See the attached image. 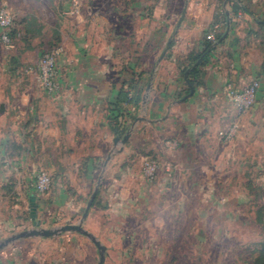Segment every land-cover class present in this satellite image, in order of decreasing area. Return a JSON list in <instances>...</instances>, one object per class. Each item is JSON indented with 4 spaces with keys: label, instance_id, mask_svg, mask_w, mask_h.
Here are the masks:
<instances>
[{
    "label": "rangeland",
    "instance_id": "1",
    "mask_svg": "<svg viewBox=\"0 0 264 264\" xmlns=\"http://www.w3.org/2000/svg\"><path fill=\"white\" fill-rule=\"evenodd\" d=\"M6 2L2 5L11 4L9 7L18 13L13 45L6 46L0 38V108L6 105L10 116L14 114V105L25 112L32 103L46 102L38 75L44 53L59 50L61 73L63 62L80 52V46L85 45L83 41H91L93 51H98L112 35L117 39L122 36L119 31L113 30L111 34L93 26L92 16H80V0ZM107 2L96 1L99 6ZM159 2L162 8L151 18L159 21V25L161 21L170 25L178 21L187 0ZM109 18L122 30L126 27L133 30L136 23H145L143 17H137L136 21L129 15L97 17L106 25ZM23 23L21 30L19 25ZM150 24L151 29L155 22ZM257 81L260 88L253 105L239 111L231 104V115L223 116L216 111L202 118L199 121L202 126L185 139L183 151L175 158L159 149L147 154L132 149L127 158H119L117 161L128 170L125 178L128 184L123 191L120 187L106 191L101 184L104 176L99 173L85 195H80V175L73 176L72 160H65L68 174L60 178L59 191L53 190L55 176L46 167L39 169L33 179L41 170L50 174V189L42 195L33 188L23 193V201L17 202L16 192L6 185V204L15 206L6 209V222L25 217L29 223L25 229L0 227V243L35 228L30 223L34 214L41 221L45 219L42 227L48 229L80 222L97 189L98 202L88 215L86 227L107 247L104 264H264V79ZM25 90H30L31 97L28 92L24 94ZM13 130L7 129L6 135L12 136ZM27 147L26 142L5 145L8 155L20 154ZM173 147L175 150L179 144ZM150 162L158 164L153 181L144 172ZM51 192L55 200L61 197L67 204L60 207L63 201L58 199V206H50L45 215V211L37 209L36 198L48 200ZM32 195H36V202L31 208ZM59 235L49 240L38 237L15 240L0 251V264H48L59 257L62 235L70 240L73 237L72 232ZM17 241H21L20 253L15 259L11 252ZM90 247L85 251L77 241L72 252L74 261L69 264H98L100 251L95 245ZM30 249L39 253L41 259H29Z\"/></svg>",
    "mask_w": 264,
    "mask_h": 264
},
{
    "label": "crops",
    "instance_id": "2",
    "mask_svg": "<svg viewBox=\"0 0 264 264\" xmlns=\"http://www.w3.org/2000/svg\"><path fill=\"white\" fill-rule=\"evenodd\" d=\"M96 1L80 0V16H92L93 26L110 33L119 31L121 38L112 35L107 45L98 51H93L91 41H83L85 45L80 46V52L63 62L65 66L61 65L60 90L55 95L44 92L45 103H32L25 112L14 105L11 116L6 105L0 108V227L25 229L29 223L25 217L6 222V209L15 207L6 204V185L16 192L17 202L23 201V193L33 191L34 175L46 167L55 176L53 190L59 191L62 188L60 178L68 174L65 160H72L73 176L80 175V195H85L99 173L104 176L100 183L106 191H116L114 188L118 187L123 191L128 184L125 180L128 170L117 161L119 158H127L132 149L139 154L152 153V150L157 153L159 149L175 158L183 151L185 139L196 134L202 126L199 124L202 118L216 111L223 116L231 115L227 86L239 90L253 80L264 79L261 74L264 70V0H187L184 19L180 22L179 15L175 24L168 22L170 25L162 21L159 25V21L151 18L162 8L161 0H151V3L149 0H107L101 6ZM4 3L8 2L0 0V8L6 6L13 11L11 4L2 5ZM22 14L33 15L30 12ZM123 15L133 16L136 21L137 17H143L145 23L133 24V30L127 27L122 30L111 18L107 25L97 19ZM151 21L155 25L150 29ZM24 25L19 28L24 30ZM215 25H219L218 33L224 34V40L199 65L197 75L189 78L195 92L182 101L188 94L185 93L188 84L183 70L190 63L191 53L202 50L206 33ZM13 43L12 39L11 45ZM27 92L31 97L30 90H25L24 94ZM123 96L125 100L121 99ZM141 115L145 119L135 126L128 142L116 144L114 139H123L128 131L122 135L116 129L123 126L129 129ZM10 127L14 128L12 136L6 135ZM8 142H26L27 151L8 155L5 149ZM173 143L179 144L175 150ZM53 193L48 200L32 195L29 198L31 208L35 198L37 209L45 211V215L50 206H58V199H61L58 202L63 201L60 207L67 204L61 197L55 200ZM97 202L94 201L90 212ZM36 215L31 216L30 223L33 227L36 224L44 226L45 219L41 221ZM87 219L82 217L75 224L83 223V227L98 239L86 227ZM71 232V240L62 235L59 257L52 258L48 264L73 262L72 252L77 241L85 251L86 247L90 250V246L95 245L85 234ZM52 237L38 238L49 240ZM17 242L10 251L15 259L20 253L21 241ZM34 253L30 249L28 258L41 259L39 253Z\"/></svg>",
    "mask_w": 264,
    "mask_h": 264
},
{
    "label": "built area",
    "instance_id": "3",
    "mask_svg": "<svg viewBox=\"0 0 264 264\" xmlns=\"http://www.w3.org/2000/svg\"><path fill=\"white\" fill-rule=\"evenodd\" d=\"M16 21V14L8 7L2 6L0 8V37L6 46L11 45L12 37L10 35L11 29ZM219 25H215L206 33V38L212 41L216 40ZM59 50L47 51L41 57L38 75L40 84L44 92L48 95H55L61 88L60 70L58 64ZM260 83L257 80L252 81L247 87L243 89H234L231 86L226 87V94L231 103L239 110L243 111L247 107L253 105L256 101ZM158 164L156 162L147 163L144 168L145 175L154 180L158 173ZM51 186V176L47 171L41 170L33 183L36 193L42 195L46 193Z\"/></svg>",
    "mask_w": 264,
    "mask_h": 264
},
{
    "label": "water",
    "instance_id": "4",
    "mask_svg": "<svg viewBox=\"0 0 264 264\" xmlns=\"http://www.w3.org/2000/svg\"><path fill=\"white\" fill-rule=\"evenodd\" d=\"M187 10H188V4L185 6V8L182 11V14H181V17H180V22L186 16ZM199 63H200V61H197L193 65V67L187 69V71L185 72V81L187 82L190 91L182 99V101H184V100L188 99L189 97H191L194 94V92H195V88H194L193 84L190 82V80L188 78V75H189L191 69L194 68V67H197L199 65ZM144 119H145L144 116H142V115L141 116H138L135 119L134 123L131 125V127L128 129L125 137L123 139H120L119 137H116L114 139V142L116 144H118L119 142H121L123 144H126L128 142V140L130 139V137H131V135H132V133L134 131L135 126L139 122L143 121ZM100 182L101 181H99V184H100ZM96 194H97V189H95V191L93 192L90 200L87 203V206H86V209H85V212H84V215H83V220L88 217L89 212H90V209L93 206V203L95 201ZM71 231H73V232H81V233L85 234L86 236H88L94 242V244L97 246V248L100 251V253H99L100 254V259H99V263L98 264H104V262L106 260V250H107V247L104 244H102L100 242V240L97 239L92 233L88 232L83 227V223H79V224H65V225H63L61 227L53 228V229H48V228L40 227L38 224H36V227L35 228L30 229V230H24L21 233L16 234V235H13V236L7 238L6 240H4L3 242H1L0 243V251L5 246H7L9 243H11V242H13L15 240H18L20 238H28V237H52V236L59 235V234H61L63 232H71Z\"/></svg>",
    "mask_w": 264,
    "mask_h": 264
},
{
    "label": "trees",
    "instance_id": "5",
    "mask_svg": "<svg viewBox=\"0 0 264 264\" xmlns=\"http://www.w3.org/2000/svg\"><path fill=\"white\" fill-rule=\"evenodd\" d=\"M16 23H17V20L15 21V23H14L12 29H11V32H10V35H11L12 39L14 38V35H15V25H16ZM223 40H224V34L223 33H218L217 36H216V40L215 41H212V40L207 39L206 38V35H205L204 41H203V48H202V50L201 51H198V52H192L191 53V55H190V63L183 70V73H185L187 71V69L193 67V65L197 61H200L199 65H201L207 59V57L210 55V53L212 51H214L216 49V47L221 42H223ZM199 65L197 67H194V68L191 69V71H190V73L188 75V78L195 77L197 75V73L199 72V70H198ZM190 82L193 84V81L190 80ZM189 91H190L189 90V87L185 88V93L186 94L189 93ZM125 95L128 96L127 93H125ZM126 96H123L121 99L122 100H125L126 99ZM127 130H128V127H126V126L121 127V129H116V131L119 132V134H122V135H124V133Z\"/></svg>",
    "mask_w": 264,
    "mask_h": 264
}]
</instances>
